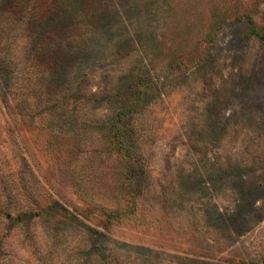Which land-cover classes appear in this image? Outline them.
Returning <instances> with one entry per match:
<instances>
[{"label":"rangeland","instance_id":"374dc122","mask_svg":"<svg viewBox=\"0 0 264 264\" xmlns=\"http://www.w3.org/2000/svg\"><path fill=\"white\" fill-rule=\"evenodd\" d=\"M21 3L0 264H264V0Z\"/></svg>","mask_w":264,"mask_h":264},{"label":"trees","instance_id":"16d2710c","mask_svg":"<svg viewBox=\"0 0 264 264\" xmlns=\"http://www.w3.org/2000/svg\"><path fill=\"white\" fill-rule=\"evenodd\" d=\"M46 3L44 10H50V8H52L55 4H57L58 2H60L61 0H45ZM7 5L2 6L4 10H7L4 12L3 15L6 16L7 18V24H9L10 26L13 24H16L17 21L19 20V18L24 14L23 11L25 9V6L23 5L22 0H6ZM13 2V3H11ZM27 12V11H26ZM36 23L35 19H32L30 21H28V23L25 26V30L27 31L28 29L33 28L34 24ZM71 24L69 20H66L60 24H58L57 26H51L49 27L46 31H45V35L43 38L44 44L46 46H52L51 42L54 45V41L53 39L58 35L61 36L62 34L66 33L67 30L70 28ZM32 30V29H31ZM0 32H2V30H0ZM56 34V35H55ZM260 38L264 41V31L263 33L260 34ZM57 44V42H56Z\"/></svg>","mask_w":264,"mask_h":264}]
</instances>
